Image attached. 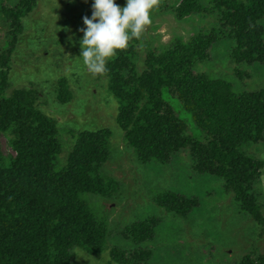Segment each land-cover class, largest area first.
Wrapping results in <instances>:
<instances>
[{
    "label": "trees",
    "instance_id": "trees-1",
    "mask_svg": "<svg viewBox=\"0 0 264 264\" xmlns=\"http://www.w3.org/2000/svg\"><path fill=\"white\" fill-rule=\"evenodd\" d=\"M159 2L169 3L179 21L214 13L220 27L199 31L187 42L177 38L161 51L140 42L141 37L117 50L106 63V73H94L119 102L117 123L142 163H166L187 151L197 172L223 179L241 207L264 225L255 190L264 161L242 149L264 140V90L236 93L230 83L194 72L225 28L237 62H264V0H209L210 6L204 0ZM35 6L36 0H17L3 9L10 20L5 37L10 41L0 54V136L14 155L0 151V264H75L74 250L98 255L106 244L105 225L81 195L109 193L101 168L110 157L111 132L80 131L66 165L57 169L62 150L58 126L40 110V93L33 87L8 89L16 35ZM138 47L146 50L141 64ZM56 100H73L65 78L57 81ZM160 203L182 214L198 205L177 194L165 195ZM154 224L152 219L141 222L130 236L137 243L148 240ZM125 254L112 249L109 264H145L151 257L142 249L130 258ZM240 264L250 263L245 259ZM257 264H264V255Z\"/></svg>",
    "mask_w": 264,
    "mask_h": 264
},
{
    "label": "rangeland",
    "instance_id": "rangeland-1",
    "mask_svg": "<svg viewBox=\"0 0 264 264\" xmlns=\"http://www.w3.org/2000/svg\"><path fill=\"white\" fill-rule=\"evenodd\" d=\"M209 0L205 6H210ZM17 0H0V54L8 49L10 30L4 7ZM92 0H36V6L24 19L23 30L16 35L9 73V90L35 88L41 97L40 110L57 122L62 145L56 168L66 165L80 131L108 129L110 157L101 175L110 183L105 196L84 193L81 199L107 230L106 244L98 255L74 250L75 264H109L110 251L121 249L130 258L148 250L145 264H240L248 259L257 264L264 255V225H259L242 207L224 180L200 174L187 151L177 153L169 162L142 163L136 150L126 141L117 123L118 100L108 83L82 63L79 40L82 18L91 17ZM124 6V0H116ZM170 4L158 2L151 12L152 23L146 26L140 42H149L155 51L169 47L177 38L189 41L199 31L218 29L216 14L193 15L176 20ZM264 28V19L260 21ZM227 28L209 51V58L197 62L194 72L210 79L224 80L236 93L264 90V62H237L232 57L234 42ZM148 39V40H147ZM146 49V47H143ZM146 50L138 47V64ZM67 80L73 100H56L57 81ZM243 151L264 161V140L244 146ZM0 151L14 155L6 139L0 136ZM264 216V171L255 187ZM177 194L195 200L198 205L186 214L168 209L165 195ZM154 220L153 236L135 242L130 230L144 221ZM133 264H144L136 260Z\"/></svg>",
    "mask_w": 264,
    "mask_h": 264
},
{
    "label": "clouds",
    "instance_id": "clouds-1",
    "mask_svg": "<svg viewBox=\"0 0 264 264\" xmlns=\"http://www.w3.org/2000/svg\"><path fill=\"white\" fill-rule=\"evenodd\" d=\"M159 0H92L91 17L82 18L79 31L80 58L93 73H106V63L117 50L128 47L129 41L139 39L152 23L151 12Z\"/></svg>",
    "mask_w": 264,
    "mask_h": 264
}]
</instances>
